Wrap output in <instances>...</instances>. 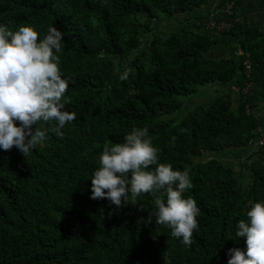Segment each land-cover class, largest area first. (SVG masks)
<instances>
[{
    "label": "trees",
    "instance_id": "1",
    "mask_svg": "<svg viewBox=\"0 0 264 264\" xmlns=\"http://www.w3.org/2000/svg\"><path fill=\"white\" fill-rule=\"evenodd\" d=\"M229 1L231 15L218 20L231 28L216 38L186 27L166 34L152 28L162 16L187 14L209 0H0V23L9 30L31 26L38 40L49 26L63 34L53 54L68 81L62 103L75 112L63 137L51 131L55 121H37L33 130L47 129L45 142L25 156L15 147L0 150V264H226L227 249L243 250L235 226L246 219L250 201H264V147L239 167L216 157L246 153L264 124L258 113L264 29L241 21L242 0L219 5ZM226 40L237 54L209 56ZM125 67L129 74L121 80ZM247 81L253 89L245 98ZM209 85L226 89L178 120L182 100ZM134 127L148 129L158 163L189 171L192 187L183 195L200 212L188 246L154 218L147 221L152 194L118 209L89 198L99 153ZM203 156L206 161L197 160Z\"/></svg>",
    "mask_w": 264,
    "mask_h": 264
},
{
    "label": "clouds",
    "instance_id": "2",
    "mask_svg": "<svg viewBox=\"0 0 264 264\" xmlns=\"http://www.w3.org/2000/svg\"><path fill=\"white\" fill-rule=\"evenodd\" d=\"M38 35L31 26L13 31L0 23V150L15 147L23 156L48 139L47 129L33 130L37 121H55L51 131L63 137L61 129L75 118L62 103L68 81L53 54L60 51L63 34L49 26L39 40ZM128 74L125 67L119 79L126 80ZM98 161L91 174L90 199H106L118 209L124 203L135 205L141 194H152L155 207L147 221L154 218L181 244L192 243L200 209L192 197L183 195L192 187L189 171L157 162L158 150L147 128L134 127L122 143L105 145ZM245 215L234 233L243 239L244 248L227 249L226 264H264V201H250Z\"/></svg>",
    "mask_w": 264,
    "mask_h": 264
},
{
    "label": "crops",
    "instance_id": "3",
    "mask_svg": "<svg viewBox=\"0 0 264 264\" xmlns=\"http://www.w3.org/2000/svg\"><path fill=\"white\" fill-rule=\"evenodd\" d=\"M219 3L220 2H218L217 0H209V4L203 8L196 9L192 12L177 16V17L172 18V19H167V18L166 19L171 20V21L179 20L180 24L176 27V29L180 28V27H186V28L191 29L193 31L211 34L214 37L219 38V37H221L220 34H215L213 31L205 28L203 25V24H205L206 20L217 19L223 15L224 7L220 6ZM239 13L241 15V21L242 22L264 29V0H242V5L240 6ZM161 18L165 19L164 16H162ZM160 20L161 19H159V21ZM158 22H156V24ZM228 44H229L228 50H230L231 54L234 55L236 53V52L233 53V50H232V47L234 46V44H232L230 42ZM218 46H219V44L217 46H215L213 49H217V48L219 49L221 47V46L220 47H218ZM228 55L230 56V53ZM228 55H223L221 57H228ZM209 86L205 87V89L203 91H206L209 88ZM216 88H217V91H219V92H222L223 90L226 89L224 87H219V86H216ZM231 90H232L233 98L235 101L234 103H236L238 100V93H237L238 90L235 87H231ZM258 113L262 118L261 121L264 122V103H261L259 105ZM225 153H229V154H233V155H236V154L239 155L242 162L240 160H238L237 165H231V166H236V167H239V164L244 163L246 161V158H248L251 154L258 156L257 155L258 150L254 149L253 145H251V147L248 149L246 154L242 153V152H237V151L225 152ZM243 154H245V155H243ZM227 165H229V164L227 163Z\"/></svg>",
    "mask_w": 264,
    "mask_h": 264
},
{
    "label": "rangeland",
    "instance_id": "4",
    "mask_svg": "<svg viewBox=\"0 0 264 264\" xmlns=\"http://www.w3.org/2000/svg\"><path fill=\"white\" fill-rule=\"evenodd\" d=\"M160 19L161 20L157 24L154 22V24L152 26V28L156 31V33H160V34L169 33L171 31H174L176 29V27L180 24L179 20L171 21V20H167L166 18L165 19L160 18ZM222 34H220V35H222ZM221 39H223V38H221ZM228 43L229 42L227 40L225 42L219 43L218 47H220V46L221 47L219 49L218 48L217 49H212L211 53H209V56H212V57L215 56V58H218L219 56L221 57L223 55H228L229 53L231 55L230 50H228V48H229V44ZM230 43H232V42H230ZM204 89H201L199 94ZM218 93H219V91H217L216 86L210 85L209 88L206 91H203L200 95L197 94L193 98H185V99H183L182 100L183 101V107L179 111V114L177 115L178 120L181 119L187 113L191 112L195 107H197V106H199L201 104L208 103ZM173 116H175V114H173L171 117H173ZM245 154H243V155H245ZM216 158L221 160L226 165L228 163L230 166L231 165H237V161L238 160H240L242 162V160H241V158L239 157L238 154L233 155V154H229V153H225L224 152V153L218 154ZM197 160L206 161L207 159H206V157L203 156L201 158H198ZM240 181L242 182V184H246V182H247L246 172L242 173V176L240 177Z\"/></svg>",
    "mask_w": 264,
    "mask_h": 264
},
{
    "label": "built area",
    "instance_id": "5",
    "mask_svg": "<svg viewBox=\"0 0 264 264\" xmlns=\"http://www.w3.org/2000/svg\"><path fill=\"white\" fill-rule=\"evenodd\" d=\"M220 2V0H217ZM233 1H229L226 6H224L223 15H231L232 8H233ZM205 28L213 31L215 34H222L225 33L229 28H231V24L217 19H208L205 21V24H203ZM243 65L245 67V71L248 74L250 71V63L248 59H245L243 62ZM253 89V84L251 81H247L244 83L241 92L245 98L249 97L251 95V91ZM257 133L259 134L256 141L253 142V148L258 150L262 149L264 147V124L260 126V128L257 130ZM253 157H257L253 155Z\"/></svg>",
    "mask_w": 264,
    "mask_h": 264
}]
</instances>
